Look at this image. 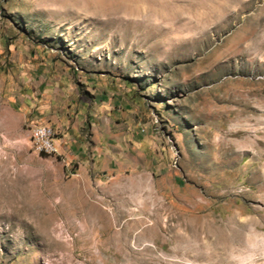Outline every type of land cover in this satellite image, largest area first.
<instances>
[{
  "label": "rangeland",
  "instance_id": "1",
  "mask_svg": "<svg viewBox=\"0 0 264 264\" xmlns=\"http://www.w3.org/2000/svg\"><path fill=\"white\" fill-rule=\"evenodd\" d=\"M0 264H264V0H0Z\"/></svg>",
  "mask_w": 264,
  "mask_h": 264
},
{
  "label": "bare ground",
  "instance_id": "2",
  "mask_svg": "<svg viewBox=\"0 0 264 264\" xmlns=\"http://www.w3.org/2000/svg\"><path fill=\"white\" fill-rule=\"evenodd\" d=\"M42 127L43 126H35V127H33L32 128V131H31V137H37V130H38V128H42ZM34 148H35V150L38 153L47 154V155L55 154L56 151H57V147L46 148L45 146H35ZM148 189L149 188H148L147 182L144 179V177L143 178H140V179H136V178L133 179L131 181L129 187H128V190L125 192V193L128 194V197L122 198L120 200V205L122 206V208L127 207V206H130V204L132 203V200L134 199L135 196H137L142 191H148L149 192ZM88 214L91 215L89 212H88ZM126 214H127V212L125 210H122L121 211V217L127 216ZM91 217H94L95 218L94 220H96L97 217H98V215L96 216V215L93 214V215H91ZM220 227H218V228H215L214 227L213 228V226H212L211 228L214 231H216L217 234L220 237H226V230L223 231V230L220 229ZM244 228H245L244 225H240V226H238V227L235 228V237H236V240L237 241L242 240V238L244 237ZM223 229H225V228H223Z\"/></svg>",
  "mask_w": 264,
  "mask_h": 264
},
{
  "label": "built area",
  "instance_id": "3",
  "mask_svg": "<svg viewBox=\"0 0 264 264\" xmlns=\"http://www.w3.org/2000/svg\"><path fill=\"white\" fill-rule=\"evenodd\" d=\"M32 140V147L35 146H45L46 148L50 147H59L60 143L56 137V133L53 129L47 125H43L42 128H38L37 137H30Z\"/></svg>",
  "mask_w": 264,
  "mask_h": 264
},
{
  "label": "crops",
  "instance_id": "4",
  "mask_svg": "<svg viewBox=\"0 0 264 264\" xmlns=\"http://www.w3.org/2000/svg\"><path fill=\"white\" fill-rule=\"evenodd\" d=\"M59 153V147H58V149H57V154Z\"/></svg>",
  "mask_w": 264,
  "mask_h": 264
}]
</instances>
